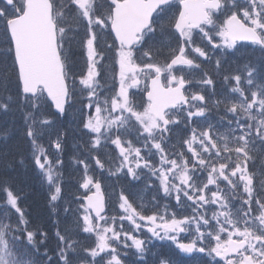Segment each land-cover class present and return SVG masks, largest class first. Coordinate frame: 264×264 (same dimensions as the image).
I'll list each match as a JSON object with an SVG mask.
<instances>
[{
	"label": "snow or ice",
	"instance_id": "snow-or-ice-1",
	"mask_svg": "<svg viewBox=\"0 0 264 264\" xmlns=\"http://www.w3.org/2000/svg\"><path fill=\"white\" fill-rule=\"evenodd\" d=\"M0 119V264H264V0H0Z\"/></svg>",
	"mask_w": 264,
	"mask_h": 264
},
{
	"label": "trees",
	"instance_id": "trees-1",
	"mask_svg": "<svg viewBox=\"0 0 264 264\" xmlns=\"http://www.w3.org/2000/svg\"><path fill=\"white\" fill-rule=\"evenodd\" d=\"M8 119L11 120L13 118L10 117ZM15 119L17 124H19L20 121L18 115ZM3 123H4L3 119H0V124ZM10 126L11 125L9 124V127ZM0 141H3V137H0ZM16 143H17L16 140H12L9 142V146L14 145ZM17 159H19V157H17ZM96 174L98 176L100 175L99 172H97ZM104 177H107V173H104ZM19 180L21 182V186L24 189V194H25L24 206L26 207L28 213L30 214V219H33L34 222L36 223H43L44 230L49 231L50 234L53 233L55 231V228L53 227L51 220L48 219L46 199H45L46 196L45 188L42 187L41 184L36 179L33 178V173L28 168L27 161L25 163V167L19 170ZM102 183L106 185L107 188H109L108 185L112 186L110 190H105V194L106 196L111 195V199L115 201L116 197H114L115 195L112 194L113 188H115L116 191L118 192L120 186L123 185L124 181H120L119 183H117L114 178H111V179H103ZM70 190L75 191L74 182H73V187ZM52 219H55V217H53ZM54 243H55L54 239L50 240L49 242L50 246L54 245ZM154 252L161 253L162 256L170 259L172 262L175 261L174 264H181L180 261L182 259L185 260L183 264H203L202 256L194 255L195 260H193L188 255L183 256L178 254L177 252L175 253L170 252L169 248L165 245H162L161 248H155Z\"/></svg>",
	"mask_w": 264,
	"mask_h": 264
},
{
	"label": "rangeland",
	"instance_id": "rangeland-1",
	"mask_svg": "<svg viewBox=\"0 0 264 264\" xmlns=\"http://www.w3.org/2000/svg\"><path fill=\"white\" fill-rule=\"evenodd\" d=\"M66 125L70 126L71 124V119L68 117V119L64 122ZM47 136V135H46ZM71 156V154L69 153V157Z\"/></svg>",
	"mask_w": 264,
	"mask_h": 264
}]
</instances>
